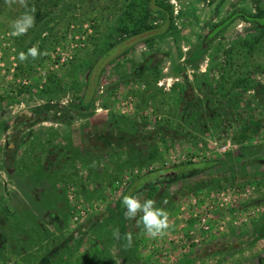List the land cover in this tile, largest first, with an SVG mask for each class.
<instances>
[{"label":"rangeland","instance_id":"374dc122","mask_svg":"<svg viewBox=\"0 0 264 264\" xmlns=\"http://www.w3.org/2000/svg\"><path fill=\"white\" fill-rule=\"evenodd\" d=\"M131 1L27 0L35 24L13 36L26 9L0 0V264H264V31L236 18L203 44L264 0H153L170 19L121 38ZM125 191L168 211L164 237L139 215L120 229Z\"/></svg>","mask_w":264,"mask_h":264},{"label":"clouds","instance_id":"9594fccd","mask_svg":"<svg viewBox=\"0 0 264 264\" xmlns=\"http://www.w3.org/2000/svg\"><path fill=\"white\" fill-rule=\"evenodd\" d=\"M5 3L11 7L14 3H19L26 11L17 19L13 20L10 24L12 29L11 35L20 36L27 33V31L35 24V7H28L27 0H5ZM42 53L38 45H33L27 52L21 51L18 54L20 62L26 61L29 57L33 60L37 59ZM122 204L125 208L124 216L126 219L134 220L139 215L140 224L143 225L146 233L152 238L164 237L171 227L169 221V213L162 207H157L153 199H144L139 194L137 195H124L122 197ZM113 237L120 239L119 228L113 230ZM125 239L127 240L126 247L132 245V234L126 233Z\"/></svg>","mask_w":264,"mask_h":264},{"label":"trees","instance_id":"16d2710c","mask_svg":"<svg viewBox=\"0 0 264 264\" xmlns=\"http://www.w3.org/2000/svg\"><path fill=\"white\" fill-rule=\"evenodd\" d=\"M153 0H141L142 3H136V0H132L131 2L128 3V6L131 7L133 10H137L138 6H141L143 8V12H139V17L135 20V15H129V19L132 21L128 22H123V25L121 26L120 29V36L121 38L124 37H132V36H138L142 34L143 32L147 31L150 29L149 27H146L144 24L145 18L147 17L148 13L150 10H153L155 12L161 13L162 15L169 14V19L171 17V10L170 6L168 4H164L162 2H155L154 1V7L151 8L150 2ZM236 18H240L246 22H251L255 25V27L259 28L260 31H264V8L258 10L257 12L254 13H247L242 10H235L231 12L229 15H227L224 19H222L220 22L213 24L208 32L206 33V36L204 39V43L206 44L207 40L213 39L216 37L220 32H222L233 20ZM148 41H150L148 39ZM113 45V43L111 44ZM238 83L245 84L247 85V80L246 79H240ZM83 108L86 107V105H81ZM252 147L250 146H244L243 149L244 151H247L248 149H251ZM254 148V147H253ZM222 162L221 160L218 159H205L204 161L200 162H193V161H187V165L185 166H190L189 169L185 171H179V172H174L172 171L173 174H165V173H160L157 174L156 177H152V174H147L146 176L143 177V185L144 186H150L153 182L156 181H161L163 177H168L169 175H177V177L184 176V175H195L199 172L204 171L205 169L211 168L214 165L219 164Z\"/></svg>","mask_w":264,"mask_h":264},{"label":"crops","instance_id":"0c3cea01","mask_svg":"<svg viewBox=\"0 0 264 264\" xmlns=\"http://www.w3.org/2000/svg\"><path fill=\"white\" fill-rule=\"evenodd\" d=\"M114 172L116 173V175H118V171L116 170H114ZM113 174V173H112ZM134 182H136V180L134 181ZM140 182H141V184H137V185H134L135 186V190H132V189H130L131 190V193L132 192H135V193H137V192H139V191H141V190H143V187H145L144 185H143V178L140 180ZM132 187V186H131ZM124 195H127V191H125L124 192V194L121 196V199L119 200V202H118V205H117V211H118V215H119V217H120V222H119V224H120V229L122 230L123 229V227H124V212H125V208H124V206H123V204H122V197L124 196ZM126 245V244H125ZM124 245V246H125ZM129 248V247H128Z\"/></svg>","mask_w":264,"mask_h":264}]
</instances>
